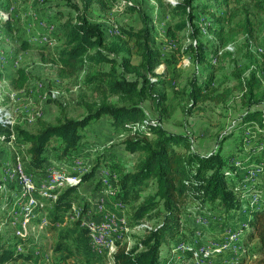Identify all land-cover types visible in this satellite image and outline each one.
<instances>
[{
  "label": "trees",
  "instance_id": "1",
  "mask_svg": "<svg viewBox=\"0 0 264 264\" xmlns=\"http://www.w3.org/2000/svg\"><path fill=\"white\" fill-rule=\"evenodd\" d=\"M197 1L181 0L175 5L166 3L171 18L177 20L167 28L166 35L170 40L181 41L186 38L183 32L195 28ZM243 1L206 0L200 6L203 13L209 15L207 29L221 41H224V23H229L234 32L254 36L255 21L247 15L243 20L240 18L248 12L264 14V0H249L250 10ZM66 2L75 13L55 15L59 28L53 37L59 46L49 51L47 59L43 58L58 67L62 77H82L80 87L84 90L73 107L85 114L80 118H70L66 108L60 104L55 124L40 118L37 119L36 130L0 124V177L5 165L15 161L17 156L14 152L10 156L3 144L14 140V148L21 155L26 171L41 180L51 166L84 155L81 149L87 141L88 128L104 117L110 119L114 128L126 133L124 150L130 154H141L142 158L133 169L125 167L122 161L111 165L110 179L114 183L108 196L111 203H104V210L100 212L93 210L91 200L86 201L75 223L78 235L73 237L72 231H61L54 249L57 259L42 264H96L92 232L82 226V216L88 212L94 219L104 216L105 212L123 213L131 228L161 218L158 225L144 229L147 232L136 245L116 241L117 250L110 264H200L194 261L195 249L208 241L231 242L227 251L214 255L212 264H264V109L258 108L264 106V66L252 61L255 67L247 76L244 70L234 72L246 111L237 127L219 137L212 152L203 154L194 151L188 134L173 133L165 128L163 122L167 114H173L179 108V97L189 99L187 110L191 113L208 102H226L233 89L220 91L215 75L210 74L201 79L194 78L188 87L174 91L175 97L170 98L166 90L167 73L158 75L156 69L164 65L168 70L173 60L166 58L159 49L149 15L141 8L128 6L129 13L139 14L141 28L120 27L118 39L110 40L103 26L92 22L88 16L91 7L100 0H80L81 6L73 0ZM232 4H235V9L222 11ZM2 8L9 10L10 7L2 5ZM0 24L12 31L10 21L0 18ZM198 36V28H195L189 35L192 43L184 49V54L192 56L198 64H212L214 59L218 61L220 47L217 43H199ZM32 49L28 41L22 40L23 51ZM40 49L44 54L49 47L43 45ZM134 56L136 63L133 62ZM248 58L252 60L253 55ZM33 78L31 72L19 68L12 87L30 94ZM155 78L156 81L153 80ZM147 102L158 118L148 116L144 107ZM250 126H257V132L247 133ZM232 138L235 144L226 147V142ZM5 155L8 156L3 159ZM109 159L112 156L106 157V151L102 152L95 159L91 171L83 175L82 183L99 179L101 182L96 192L103 189L102 183L107 176L96 175V171L99 172ZM25 176L31 179L29 174ZM19 179L21 181L20 174ZM69 179H65V185L71 183ZM31 181L35 185L33 179ZM152 184L155 191L145 196ZM34 190L36 186L31 191ZM251 194L261 198L259 203L252 205V196L249 201L245 200ZM79 198L76 184L64 190L52 206H49L51 199L43 200L51 223L48 231L55 229V224L66 217ZM118 204L122 209H115ZM194 212H198L208 224L216 225L215 231L191 225L186 216ZM26 238L0 236V264H36L42 261L41 248ZM181 241L188 243L190 249L174 253L173 247ZM16 247H24L25 251ZM164 247L168 249L167 254H163ZM37 250L38 256L35 255Z\"/></svg>",
  "mask_w": 264,
  "mask_h": 264
},
{
  "label": "rangeland",
  "instance_id": "2",
  "mask_svg": "<svg viewBox=\"0 0 264 264\" xmlns=\"http://www.w3.org/2000/svg\"><path fill=\"white\" fill-rule=\"evenodd\" d=\"M179 1L181 0H100L91 7L88 16L92 22L100 23L103 26L108 39L114 40L118 39V28L128 26L139 29L142 26L139 14L129 13L127 11L128 6H135L136 9L141 8L143 12L149 15L155 27V38L159 49L166 58L173 60L172 66L168 70L164 65L156 69L158 75L167 73L166 90L170 98L175 97L174 91L188 87L194 78L201 79L210 74L215 75L216 84L220 87V91L233 89L226 102H208L200 105L191 113L187 110L189 99L179 97L177 98L179 108L175 113L167 114L168 117L163 122L165 128L173 133L188 134L192 138L194 151L207 154L216 148L219 137L231 133L237 127L241 121V116L246 111L241 101L242 92L237 88L234 72L239 69L244 70L247 76L255 67L253 62L264 66V14L248 12L240 18L243 20L247 15L255 21L254 36L245 32H234L229 23H224V41H221L215 33L207 29L209 15L203 13L200 7L206 3V0H198L196 5L199 7L194 12L196 16L194 25L196 29L198 28L199 35L196 39L203 44L215 42L220 47L218 61L214 59L212 64H198L192 56L183 52L192 43L189 35L195 28L183 32L182 35L186 38L181 41L170 40L166 35L167 28L177 22L171 18L166 3L175 5ZM73 2L81 6L80 0H73ZM2 5H8L9 10L2 8ZM243 5L250 10L249 0H244ZM235 7V4H232L229 8H222V11H232ZM57 13L75 12L69 8L66 0H0V18L10 21L12 24V31L4 29L0 24V112L3 116L9 114L8 124H6L8 126L20 125L28 130H36L38 118L42 119L41 121L55 124L60 114V104L66 108L67 116L70 118H80L85 114L83 110L75 111L73 107L79 94L84 90L80 87L82 77H62L58 67L47 63L43 58L46 57L47 59L49 51L52 52L59 46L53 37V33L59 28V21L55 18ZM217 13L221 12L217 11ZM22 40L28 41L33 49L23 51ZM196 42H194L195 45ZM43 45L49 47V50L45 51L44 54L40 49ZM249 55H253L252 60L248 58ZM136 61L137 58L134 56L133 62L136 63ZM19 68L26 69L33 74L30 94L25 91L14 90L12 87V80L17 76ZM262 72L264 73V70ZM153 80L156 81L157 78ZM144 107L149 117L158 118L149 102L145 103ZM258 108L264 109V106ZM3 125L5 124L3 123ZM88 130L87 141L81 149L84 155L78 157L87 161L85 170L82 166V160L74 158L69 162L64 161L51 166L45 173L59 174L62 172L65 179L70 178L72 183L68 182L66 185L65 180L57 184L54 181V186L52 181L41 182V180H37L35 175L26 171L21 155L14 148V140L10 144H3L4 149L11 153L10 156L15 150L17 156L15 161H10V164L5 165L2 170V178L0 177V236L21 239L24 237V230H26V239L33 240L37 247L42 250L43 260H39L36 264H42L44 261L51 263L57 259L58 255L54 249L61 231H72L73 237L78 235L79 229L75 228V223L80 217L83 210L82 206L86 201L91 200L92 208L96 211L104 210V203H111L108 199L114 184L110 179L112 177L110 176L112 173L111 165L122 161L123 163H121L125 167L133 169L142 158L141 154H130L124 150L123 143L126 139V133L122 129L114 128L110 119L104 117L100 122L91 125ZM250 132H257V126L247 128V133ZM233 143L235 144L234 139H229L225 146L230 147ZM105 151L106 157L110 154L112 159H109L106 165L101 166L99 172L108 171L109 177L104 178L103 189L96 192V187L101 181L99 179L90 180L83 184L82 177L91 171L95 159ZM7 156H3V159ZM20 170L30 175L35 183L34 185L31 181L32 186H36V190L33 192L32 189L24 191V184L21 183L18 174ZM76 184H80L83 188V191L78 188L79 200L73 203L66 217L55 224V229L53 227L52 231H48L51 223L49 212L43 200L51 199L49 206H52V203L57 201L58 196L64 190ZM61 187L64 189H59ZM154 191L155 185L152 184L145 196ZM251 196L255 204L259 203L261 198L253 194L248 195L245 200L249 201ZM18 198L19 201H22V207H32L28 215L21 216V205L18 204ZM97 198L101 201H98ZM115 209H122V207L118 204ZM105 216L123 218L127 225H120V228L114 227L109 222L103 221ZM96 219L100 222L92 223V229H90L88 216L86 214L82 216V226L91 230L94 251L99 254L96 255L98 257L96 264H110V256L112 258L117 250L116 241H126L130 246H134L143 239L147 232L144 229H151L152 226L161 222V218H154L143 222L136 228H131L126 215L117 212L107 214L105 212L104 216ZM186 220L193 226H200L208 231L211 228L215 231L216 225L208 224L198 212L187 215ZM99 233L102 236H97ZM200 235L198 233V236ZM106 241H113L112 247H106ZM237 241L238 238L233 242L236 243ZM181 243L185 245L173 247L174 253H184L190 249L189 244L182 241L177 245ZM230 244V241L223 244L208 241L197 245L194 261L200 264H212L214 263V255H204L201 250L220 251L221 254L228 250ZM167 250V247H164L163 254H167ZM35 255H39L38 250L35 251Z\"/></svg>",
  "mask_w": 264,
  "mask_h": 264
},
{
  "label": "built area",
  "instance_id": "3",
  "mask_svg": "<svg viewBox=\"0 0 264 264\" xmlns=\"http://www.w3.org/2000/svg\"><path fill=\"white\" fill-rule=\"evenodd\" d=\"M14 153H17V151L15 150ZM77 160H82V166H83V168L85 170V163L87 161H83V158H77ZM20 175H21V181H24V175H26V172H23L21 170ZM96 175H102V176H108L109 177L108 171H105V172L96 171ZM56 180H61V177L58 176L57 174H54L53 172L51 174H45L44 177L41 178V182H43V181H52L53 186H54V181H56ZM77 187L81 188V185L77 184ZM28 188H29V190L31 189L29 186H28ZM59 189H64V187H61ZM81 189L83 191V188H81ZM16 194H18V193H16ZM97 200L101 201L99 198H97ZM18 204L21 205V216L28 215L29 210L32 209V207H22V201H19V198H18ZM253 204H255V202H252V205ZM99 211L102 212L103 209H99ZM86 215L88 216V226H90V229H92V223L100 222V221H98V219H94L92 217L91 212L86 213ZM44 216H45V214H44ZM103 221H107L112 226L119 227V228H120V225H127V223L125 222V220L123 218H109L108 216H105ZM25 234H26V230H24V237H25ZM97 236H102V235L99 233V235H97ZM112 244H113V241H106V247H112ZM183 245H185V244L181 243L180 245H175V246H183ZM16 248L19 251H24V248H18V247H16ZM93 248H94V246H93ZM201 251H202V254H204V255H217V254H220V251H207V250H201ZM16 264H18V263H16Z\"/></svg>",
  "mask_w": 264,
  "mask_h": 264
},
{
  "label": "bare ground",
  "instance_id": "4",
  "mask_svg": "<svg viewBox=\"0 0 264 264\" xmlns=\"http://www.w3.org/2000/svg\"><path fill=\"white\" fill-rule=\"evenodd\" d=\"M8 115H9V114H8ZM8 115H7V114H4V116H3L2 113L0 112V124H1V123H2V124L4 123L5 125L8 124ZM6 118H7V119H6ZM9 124H10V123H9ZM20 173H21V170H20ZM20 173H19V174H20ZM57 175L61 177V180H56V184L65 180V175H64V174L59 173V174H57ZM20 178H21V175H20ZM75 180H76V178H75ZM22 182L24 183L25 190H29L28 186H29L31 189L33 188L32 183H31V180H30L28 177H26L25 175H24V181H22ZM31 189H30V190H31ZM145 227H146V226H145Z\"/></svg>",
  "mask_w": 264,
  "mask_h": 264
},
{
  "label": "crops",
  "instance_id": "5",
  "mask_svg": "<svg viewBox=\"0 0 264 264\" xmlns=\"http://www.w3.org/2000/svg\"><path fill=\"white\" fill-rule=\"evenodd\" d=\"M94 254H95V255H99V254H98L97 252H95V251H94ZM97 258H98V257H97ZM110 259H112L111 256H110Z\"/></svg>",
  "mask_w": 264,
  "mask_h": 264
}]
</instances>
